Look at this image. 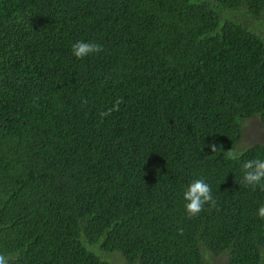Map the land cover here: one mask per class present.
<instances>
[{"label": "trees", "instance_id": "16d2710c", "mask_svg": "<svg viewBox=\"0 0 264 264\" xmlns=\"http://www.w3.org/2000/svg\"><path fill=\"white\" fill-rule=\"evenodd\" d=\"M264 0H0V264H264Z\"/></svg>", "mask_w": 264, "mask_h": 264}, {"label": "rangeland", "instance_id": "374dc122", "mask_svg": "<svg viewBox=\"0 0 264 264\" xmlns=\"http://www.w3.org/2000/svg\"><path fill=\"white\" fill-rule=\"evenodd\" d=\"M256 143L264 144V125L258 118L250 120L243 128L241 136V147L250 146ZM111 264H127L124 259L115 254L109 258ZM207 264H225L221 259H211Z\"/></svg>", "mask_w": 264, "mask_h": 264}]
</instances>
